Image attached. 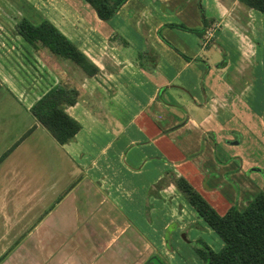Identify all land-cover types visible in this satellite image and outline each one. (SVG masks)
<instances>
[{
	"label": "crops",
	"instance_id": "obj_1",
	"mask_svg": "<svg viewBox=\"0 0 264 264\" xmlns=\"http://www.w3.org/2000/svg\"><path fill=\"white\" fill-rule=\"evenodd\" d=\"M82 2L56 0L54 15L46 3L35 10L86 53L96 74L29 42L13 54L26 60L23 84L12 73L4 79L26 105L0 149V264H141L155 254L188 264L167 259L182 252L201 264L193 226L200 217L173 177L189 181L192 173L189 182L201 186L204 151L219 143L229 154L215 173L228 193L238 185L234 203L252 198L259 176L229 148L242 132L237 114L251 113L236 100L256 106L241 73L259 63L264 13L241 0H126L104 20ZM58 84L79 91L65 109L81 127L64 142L30 111ZM177 198L191 205V218ZM175 230L186 246L172 245Z\"/></svg>",
	"mask_w": 264,
	"mask_h": 264
},
{
	"label": "trees",
	"instance_id": "obj_2",
	"mask_svg": "<svg viewBox=\"0 0 264 264\" xmlns=\"http://www.w3.org/2000/svg\"><path fill=\"white\" fill-rule=\"evenodd\" d=\"M96 11L99 18L112 17L126 0H84ZM264 13V0H241ZM205 25V20H204ZM201 33L200 29L181 25ZM18 33L28 42L45 47L60 58H67L80 66L88 75L98 72V66L49 18L42 16L36 23L22 16L16 21ZM79 91L73 86L58 84L47 90L30 106V111L60 142L72 138L80 129V122L66 111L74 104ZM176 186L184 193L196 214L213 229L223 241L215 250L202 238L194 242L201 264H264V190H259L239 209L231 205L224 213L214 206L183 176L173 177ZM156 264H169L155 254Z\"/></svg>",
	"mask_w": 264,
	"mask_h": 264
},
{
	"label": "rangeland",
	"instance_id": "obj_3",
	"mask_svg": "<svg viewBox=\"0 0 264 264\" xmlns=\"http://www.w3.org/2000/svg\"><path fill=\"white\" fill-rule=\"evenodd\" d=\"M54 1L56 0H0V149L3 146V140H8L14 133L11 128L12 125H14V123L16 122L15 118L17 117V114H15V112H18L21 107L24 108V106L26 105V101L25 99H23L22 95L19 96L17 95V93H15L16 97L12 96V93L9 89L10 87L4 82L7 73H12V76L17 81V84H23L20 72L23 69L24 65L26 66V62H24L26 60L21 62L20 58H16L19 56H17L16 54L13 56V54L18 52L16 51V49L20 47V44L29 45V42L17 33L16 21L22 16H26L32 19L34 22L38 23L43 15L40 12H37L35 8L37 7L38 9H40L45 3L46 5L44 6V10H46L48 14L54 15L55 12L58 13V8L52 7ZM84 2L85 1L83 0L82 3ZM82 3L81 5L77 3L78 5H80V9L89 10V8L85 7ZM22 52H26V50L22 49ZM230 52L231 56L234 57L233 47ZM29 59L33 62L34 65H36V62H34L33 58L29 57ZM67 61L75 65V63L70 59H68ZM257 61L259 62L258 64L252 65L251 68H249L245 73H241L243 76L242 82H244V78L250 79V89H254L256 91L254 92V98L251 97L252 93L249 94L246 98L249 103L255 102L254 104L256 106H252L251 108V105L244 102V98L236 100L237 102L240 100V106L242 105L244 110L249 109L251 113L246 114L245 112L246 115L244 117L241 113L237 114L239 123L241 124L242 132L241 135L238 134L234 138V140L236 141V145L229 148L231 152H235V155H238L240 158L246 157L247 160H249L248 163H252V166L248 168V170L252 171L253 177L259 176V180L256 181L258 184L253 185V188L250 190V192H248L250 197H253L259 190H264V168L259 170V172L254 171L258 169H252L253 167L261 168V166H264V44H261V46L258 48ZM257 61L255 60V62ZM246 104L249 106V108ZM210 142L211 141H209L208 143ZM214 144L215 145L212 147L211 151H204L205 159L209 158L210 160L208 162L209 167L203 166L202 169L204 176L206 177V181L202 182L200 186V182H196L195 180H193V183L197 184V187H194L201 193L204 192V194L202 193V195L220 212H224L231 205H235L239 209H243L245 203L236 204L233 202L235 198L238 197L236 194V192H239V190L237 189L238 185L236 184L235 193H228L227 186H229L230 183L224 179H221V177H219V175L215 173L216 171H218L221 165L222 168L224 166L225 169L227 163L224 157L227 156L225 155L226 153H229L221 144ZM17 161L18 157L15 158L14 162L16 163ZM234 163L235 162H233L232 165ZM240 164L241 160L236 159V168H238ZM189 178L190 180H192V178H194V175L190 173ZM225 178H228V175ZM220 182H224L223 187L219 185ZM213 185H215V188H217V191H215V193L210 188V186ZM241 189L245 188L242 187ZM242 193H244V190H242ZM220 194H222L228 202L218 200L220 197L218 198L217 196H219ZM176 200L179 207V203H181L184 210L186 209L184 214L187 215V218H191L193 216L190 210L191 205H187L186 198H177ZM195 222L196 223L193 226L197 227L196 232L198 230L200 238L206 241L215 250L221 248V246L223 245V241L219 237V235L213 229H211L202 218L196 219ZM192 232V235H195L194 231ZM179 234L177 230H175L172 245L186 246L185 242L180 239ZM184 250L187 251V248H184ZM177 252L179 254V252L181 251L177 250ZM182 253H185L183 259L177 257L168 258V256L167 259L171 262L177 263H180L185 259V263L198 264L197 261L192 260L190 258L191 256L189 255V257L186 252Z\"/></svg>",
	"mask_w": 264,
	"mask_h": 264
},
{
	"label": "water",
	"instance_id": "obj_4",
	"mask_svg": "<svg viewBox=\"0 0 264 264\" xmlns=\"http://www.w3.org/2000/svg\"><path fill=\"white\" fill-rule=\"evenodd\" d=\"M141 264H156L155 255L149 256Z\"/></svg>",
	"mask_w": 264,
	"mask_h": 264
}]
</instances>
